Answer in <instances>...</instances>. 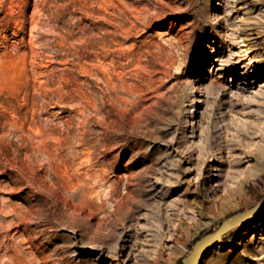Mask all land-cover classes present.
<instances>
[{
	"label": "rangeland",
	"instance_id": "obj_1",
	"mask_svg": "<svg viewBox=\"0 0 264 264\" xmlns=\"http://www.w3.org/2000/svg\"><path fill=\"white\" fill-rule=\"evenodd\" d=\"M263 196L264 0H0V264H183ZM202 264H264V211Z\"/></svg>",
	"mask_w": 264,
	"mask_h": 264
},
{
	"label": "water",
	"instance_id": "obj_2",
	"mask_svg": "<svg viewBox=\"0 0 264 264\" xmlns=\"http://www.w3.org/2000/svg\"><path fill=\"white\" fill-rule=\"evenodd\" d=\"M264 211V196L255 205L235 212L223 219L219 227L198 238L191 252L182 258L183 264H202L206 254L215 246L219 245L223 236L230 230L242 226L252 218Z\"/></svg>",
	"mask_w": 264,
	"mask_h": 264
},
{
	"label": "bare ground",
	"instance_id": "obj_3",
	"mask_svg": "<svg viewBox=\"0 0 264 264\" xmlns=\"http://www.w3.org/2000/svg\"><path fill=\"white\" fill-rule=\"evenodd\" d=\"M248 28V27H247ZM245 29V28H244ZM109 82V81H108ZM106 144H108V143H104V145H106ZM103 145V144H102ZM103 145V146H104ZM110 145H107V149H108V147H109ZM105 151V150H104ZM151 161H150V163L149 164H147L144 168H142L141 170H139V171H137V172H135V177L137 178V181L134 183L135 184V187H132V186H130V185H134L133 184V182H130V183H128V186H127V190H125V193H126V196H129L130 194H131V192L133 191V192H136L137 194H141V195H147L148 193H149V191H151L152 189L151 188H148V186H151L152 185V175L150 174V173H155L156 172V166L155 165H157V164H159V160H157V159H150ZM180 165V164H179ZM181 167V166H180ZM131 175V174H130ZM77 186V185H76ZM176 188H178V186H176ZM228 190V189H227ZM236 190V188L235 187H233L232 186V188L231 189H229V191H225L226 193L224 194L223 193V197L224 198H227V199H231V198H234V196H236L235 194H237V192H235V193H233L234 191ZM230 192V193H229ZM233 193V194H232ZM143 200H145V201H147L148 200V198L146 197V198H143ZM103 205V204H102ZM123 203H122V201L121 202H119V203H117L116 204V207H115V212H118V211H121L122 210V208H123ZM28 221V220H27ZM12 222V221H11ZM15 222V221H14ZM14 222H12V223H14ZM11 223V224H12ZM168 223H169V226L171 225V223H173L172 222V220L171 219H169L168 220ZM27 224V223H26ZM29 224V223H28ZM0 226H1V224H0ZM115 226V225H114ZM25 227V226H24ZM9 228V227H8ZM171 229V228H170ZM5 230V229H4ZM24 230H25V228H24ZM3 231V230H2ZM168 231V230H167ZM161 233V232H160ZM162 234V233H161ZM7 235V234H6ZM5 235V236H6ZM169 237L170 236H172V234H167ZM7 239V238H6ZM15 239V238H14ZM23 240V239H22ZM3 241V240H2ZM10 243V242H9ZM14 243V242H13ZM22 243H23V241H22ZM11 244V243H10ZM18 244L16 243V246H17ZM19 246V245H18ZM17 246V247H18ZM16 253H18L19 254V252L18 251H21V249L20 250H18V249H16ZM14 252V251H13ZM23 253V252H22ZM11 256V255H10ZM13 256H15V255H13ZM19 256V255H18ZM23 256H24V253H23ZM26 256V255H25ZM29 256V255H28ZM12 257V256H11ZM19 258V257H18ZM26 258V257H25ZM29 258V257H28ZM9 260V259H8ZM25 260H27V258L25 259ZM9 261H12V260H9ZM15 261V260H14ZM24 261V260H23ZM29 262H32V261H29ZM12 263V262H11ZM14 263V262H13ZM16 263V262H15ZM17 263H18V261H17ZM29 264V263H28Z\"/></svg>",
	"mask_w": 264,
	"mask_h": 264
}]
</instances>
